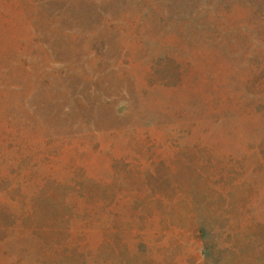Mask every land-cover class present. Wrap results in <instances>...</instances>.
Returning <instances> with one entry per match:
<instances>
[{
  "label": "rangeland",
  "instance_id": "rangeland-1",
  "mask_svg": "<svg viewBox=\"0 0 264 264\" xmlns=\"http://www.w3.org/2000/svg\"><path fill=\"white\" fill-rule=\"evenodd\" d=\"M200 1L199 10H191L196 6L192 0L1 2L0 132L23 137L19 140L37 148H43L41 141L48 135L64 137L72 147L83 144L87 150L82 160L91 175L88 190L95 194L96 187L102 190L110 183L127 192L138 185L137 178L113 182L123 165L113 167L112 158L133 161L145 132L151 139L150 156L169 141L177 144V133L167 122L177 114L192 116L208 109L211 91L218 96L212 106L223 102L227 111L219 126L207 123L215 128L211 137L203 130L195 137L215 143L220 152L243 154L242 165L248 167L243 176H227L218 193L182 158L174 171L160 166L164 188L176 182L185 190L169 221L179 225L173 233H180L157 235L150 245L136 251L122 248L119 254L92 235V248L84 246L86 264H264V163L259 160L264 122L258 113L264 106V0ZM165 56L194 61L191 82L175 93L147 85L143 92L147 67ZM172 68L162 66L160 73L166 76ZM114 128L120 131L109 134ZM97 145L100 152H93ZM6 147L0 148V225L9 220L10 205L24 210L21 204L31 205L21 190L6 194L9 181L15 180L13 175L1 180L9 168L1 153L11 154ZM70 151L56 164L54 176L69 178L70 159L76 158ZM144 155L148 158L147 151ZM240 160L232 164L241 166ZM45 189L57 197L31 199L40 207L34 224L61 227L62 215L72 210L62 199L67 190L53 181ZM199 222L209 232L205 237L192 231ZM44 237L46 242L55 238L52 233Z\"/></svg>",
  "mask_w": 264,
  "mask_h": 264
},
{
  "label": "trees",
  "instance_id": "trees-1",
  "mask_svg": "<svg viewBox=\"0 0 264 264\" xmlns=\"http://www.w3.org/2000/svg\"><path fill=\"white\" fill-rule=\"evenodd\" d=\"M2 1L4 0H0V8ZM192 1L196 6H190L191 10L202 9L198 5L202 1ZM214 36L217 39L221 38L217 32ZM185 59L187 60L183 61L184 59L181 60L176 56L158 58L155 66L153 63L150 68L147 67L145 84L141 90L146 92L147 86H154L175 93L187 87L195 68L194 61ZM167 64H173V68L171 71H166V76H162L160 68ZM260 72L264 76L263 68ZM208 95L213 99L212 102H207L208 109L198 108V112L192 116L177 114L175 119L167 122L177 133L176 138L173 139L177 144L169 141L163 149L160 148L150 156L148 145L151 139L145 132L142 150H134L133 161L124 157L112 158L113 167L117 168L119 163L123 165V170L115 172L113 182H128L137 178L138 185L130 187L127 192L120 186L115 188L116 190L113 189L110 183H105L102 190L96 187L95 194L88 190L87 184L91 175L87 173L86 161L82 160L87 150L83 144L72 147L62 141L64 137L48 135L41 141L43 148H37L34 144L26 145L23 140H19L23 137L11 138L7 132H0V148L7 146L6 150L11 152L9 155L1 152L9 166L8 172L1 175V180L9 181L7 176H15L14 181H9L6 194L9 195L16 189L21 190L22 195L29 198L31 203L30 206L21 204L27 210L14 209L13 205L6 210L9 220L6 224L0 225L1 264H61L62 261L65 264H86L83 261L86 258L84 246L92 248V235L98 236L102 241L101 244H104L112 254H119L122 248L136 251L141 245H150L151 238L157 235L164 234L169 238L170 234L180 233V231L173 233L174 228H180L178 224L169 221L175 213L179 194L185 190L176 182L164 188L161 185L159 168L174 171L177 168L176 162L180 161L178 158H182L185 165L190 166L193 173L199 175L205 184L207 183V188H215L218 193L222 192L227 176H243L248 170V167L242 165L243 154L235 156L230 151L220 152L215 143L195 137L197 130H203L206 136L211 137L215 128H209L207 123H213L214 127L219 126L223 113L227 111V104L223 102L218 101L212 106L218 99L215 92L210 91ZM258 113L264 122V106ZM118 131L120 129L114 128L109 129L108 133L114 135ZM259 142H264V134ZM67 150H72L70 152H73L76 158L70 159L73 161V166L68 174L69 178L64 180L54 176V168L56 164L64 161ZM92 150L100 152V145L93 147ZM146 151L148 158L144 155ZM239 158H241V166L232 164L233 160ZM259 160L260 163H264V152L261 153ZM79 173L82 175L78 176ZM51 181L58 189L61 186L66 188L67 191L63 193L62 199L65 206L72 209L62 215L63 225L56 228L34 224L35 214L40 207L39 204L31 201L36 196L48 200L56 198L57 193L54 190L45 189L47 183ZM95 186H98V183L94 184ZM32 187L35 189L29 194L27 191ZM188 208L193 214L195 208L191 202ZM192 231L200 232L202 237L209 233L205 224L201 222ZM47 233H52L55 236L54 240L46 242L44 236ZM72 236L75 241L71 240ZM32 248L35 249L34 252ZM80 255H83V258L80 259Z\"/></svg>",
  "mask_w": 264,
  "mask_h": 264
}]
</instances>
